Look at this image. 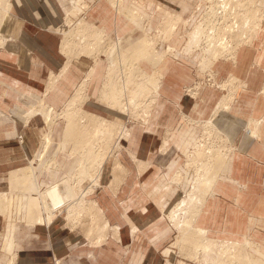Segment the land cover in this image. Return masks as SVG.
Instances as JSON below:
<instances>
[{
  "label": "crops",
  "instance_id": "0c3cea01",
  "mask_svg": "<svg viewBox=\"0 0 264 264\" xmlns=\"http://www.w3.org/2000/svg\"><path fill=\"white\" fill-rule=\"evenodd\" d=\"M79 1L12 0L10 3L6 0V7L1 3L0 39L4 42L0 46V120L12 118L18 124L25 112L43 102L61 110L76 93L84 76L82 65L78 60H71L63 72L68 63L64 62V54L74 57L62 50L65 32H62L61 40L56 31H64L67 23L62 28L58 27L64 12L74 2L77 10ZM258 3L264 9V0ZM8 6L9 12L4 15ZM192 9L191 18L200 14L196 5ZM168 17L162 25L165 33L170 31V23L182 21L170 14ZM144 36L153 39L146 33ZM141 37L130 35L124 39L138 40ZM199 56L200 69H207L211 62H207L202 53ZM174 59L170 66L176 73L167 77L166 86H162L156 102H153L150 124L140 126V129L131 128V137L125 143L126 154H119L121 163L117 161L113 166L116 170H124V173L120 179L114 176L109 188L98 189L91 195L93 205L101 211L110 227L104 240L85 245L78 241L77 244L72 229L69 231L56 221L50 226L14 221L10 230L16 232L15 237L6 244L1 241L4 248L11 250L13 257L8 263L0 260V264H53L54 258L63 257L68 252L71 255L65 264H160L158 252L171 231L165 227L162 214L172 210L193 182L192 175L187 173L181 188L168 186L175 171L182 169L184 158L199 130L184 124L180 114L191 117L205 114L202 110L196 112L200 103L195 102V109L193 100L180 90L181 83L183 87L193 82L194 69L185 67L187 71L179 73L180 57ZM53 76L57 80L48 92L47 82ZM229 79L236 83V90L229 104L218 109L213 116L215 127L231 147L228 164L216 180L195 226L212 239L248 240L250 246H257L253 250L260 260H264V22L255 32L252 42L237 50ZM85 96L87 98L86 93ZM89 100L92 97H88L84 104L91 107L90 112L107 116L109 120L122 118L110 110L105 114L99 109V104H92ZM2 123L0 134L5 132ZM55 129L53 125L46 133L49 138L51 133L59 138V147L50 151V148L47 150L50 144L43 146L41 140L33 138L37 133L33 127L10 126L11 140L16 138L15 133L22 131L24 142L19 146L12 145L8 159H0V167L11 166V194L0 191L9 204L4 212H0V217L27 212L29 185L33 184L36 189L51 187L76 171L78 162H71L61 154L65 144L72 142L66 141L60 132L55 134ZM165 133H171L167 145L169 152L160 155L158 150ZM117 178L119 180L116 181ZM114 182L117 184L112 185ZM132 229L137 230L136 234Z\"/></svg>",
  "mask_w": 264,
  "mask_h": 264
},
{
  "label": "rangeland",
  "instance_id": "374dc122",
  "mask_svg": "<svg viewBox=\"0 0 264 264\" xmlns=\"http://www.w3.org/2000/svg\"><path fill=\"white\" fill-rule=\"evenodd\" d=\"M8 1H10V3L12 2V0H8ZM75 2L70 9L64 12L63 20L61 24L58 26L59 28H62V26L65 24L67 11H71V9L76 6L77 3L75 4ZM80 2L86 3L88 7L89 6L90 7L89 8L87 7L82 12V14H79L78 17H75V18H79V20L84 19L85 24H95L97 27L101 29H105L107 37L110 38L111 41H114V42L123 40L124 38L130 35L133 37H138L140 35L144 36L145 33L149 35L151 38L156 39L161 36V35L158 36L159 34H163L162 25L169 18L168 14H170L171 16L180 17L182 20L178 23L172 35L170 36L166 35L164 37L166 39L164 40L156 39V47H157L156 50L159 51L161 54H163L161 62H159V64L157 65L160 71V75H162L160 77L161 86L158 89V94L161 93V88L162 86L165 85V80L167 79V77L172 76V74L176 73L175 69H171L172 67L170 65L174 63L173 61L175 60L174 58H177L179 56L180 57L179 73H185L187 71V68L185 69V67H188V68L191 67L192 69H194L193 82L191 84L184 85L183 87L181 83L180 90L183 91V94L185 96H188L190 99L193 100L194 102L193 105L195 106V109H197L196 108L197 105L195 102L200 103V106L196 110V112H198V110L200 111L202 110V111H205L204 112L205 114H203V116L201 117H191L188 114H180L184 124H189V125L198 127L199 130L197 132V137L195 141L193 142V144L191 145L187 153V156H185L184 158L182 169L175 171V173L172 175V177L168 181V186L181 188V186L184 183L185 176L187 173H190L192 175V180L194 181V179L196 178L197 170L201 168L202 165L205 168L208 167L209 160L207 157L201 161L202 164L201 162H199L198 165L196 164L195 154L197 153V150H199V148H197V145L199 144V142L200 144H203L205 146H208V145L213 146L215 150H219L220 152L229 155L231 147L228 145V143L226 142V139L221 134V132H219L217 128L215 127L213 116H214L215 110L218 109V106H219L218 104H220L221 100H223L224 97L227 98L229 95H231V98H232V95L234 94L236 90V83L232 82L229 79V74L231 73V68L233 64H231L230 61L213 60V63H211L207 69L201 70L200 69L201 59L199 56L198 49L191 53H187L183 49L184 44L187 40L188 34L192 32V27L200 16V14L197 13L195 16L191 18L190 14L193 10L192 8L194 7V5H196L198 11H200V8H202L203 5L204 6L207 5L208 4L207 2H209V0H121L122 2L121 12H119L118 8L114 7L108 0H80ZM139 14L142 15V19H140L141 16ZM75 18L72 17V20H75ZM75 23L73 25H75ZM56 32L58 35H60V38L62 40V37L64 36L62 35V32L64 31H61L60 29V31H56ZM68 39L70 40L71 43L76 42L69 37ZM106 41L107 40H104V42ZM76 43L80 44L79 42H76ZM121 44L124 45L125 42L121 41ZM165 49H167L166 52L164 51ZM171 49H173L172 51H174V49H177L178 52L175 56L172 54ZM78 50L79 49H77V51ZM92 50H93V53L91 55L83 54L79 52L72 53L74 56H76L72 59V61L78 60V63L82 65L84 76L81 82L87 76L89 69L94 66L95 68L94 74L89 80V84L87 86L85 93L87 97H92V100H90L92 104H99L100 105V106L98 105L99 109L104 110L105 114H107L106 111L109 110L110 108H107L103 104V102H100L98 97L100 96L101 88L103 87V83L106 78L107 70L110 67L111 61L108 59V57L103 52L94 51L98 49H92ZM64 56L65 58L64 57L63 58L65 62L68 60L67 59L68 57L65 54ZM140 65L143 70L147 71L146 76L153 75L152 74L153 69L152 67L148 66V63L142 62ZM177 66H178V62L176 63V67ZM127 71L129 72V70ZM49 82H50V79L48 80L47 83ZM81 82H79L77 88L79 87ZM121 82H122V79L121 80L119 79L118 83H121ZM133 88L137 90L139 87L133 86ZM167 89H170V87L168 86ZM130 90L128 91V94H127L128 96H129ZM75 91H73V94L75 93ZM134 92L135 91H133L132 93L134 94ZM93 93L94 95H92ZM141 97H138L137 100H140ZM131 98H134V97H131ZM152 99L153 97L150 98L147 102L146 101L144 102L146 103L145 105L147 108H149V102ZM69 101L67 102V104L69 103ZM45 104L48 105L47 103ZM89 107L90 106H88L87 104H84L81 108L82 110L84 109L87 112H90L91 107L90 108ZM64 108L61 110H55V111L60 113L64 110ZM142 109L143 108H140L139 106L137 108L136 115H139L140 113H142L141 112ZM153 109L154 107L150 110L148 114V118L147 117L145 118V117H139L141 115L137 117H132L131 113L124 114L122 110L113 108V112L116 115L117 114L121 115L120 117H122V118L116 117L115 119L110 120V121H113V123L115 122V124H118L120 126L118 129V133L116 134L118 145L115 147L113 143H108L105 140L98 141L97 143L94 144L93 146L94 152L96 153L97 156H99L101 161H103L105 157H109L107 160L104 161L105 164L101 163L100 169H102L103 171L101 172L102 175L100 174V177L98 179L99 185L95 188L94 191H97L98 189L101 190L103 188H109L108 185L111 184L110 180H113L114 176H118V178L120 179V176H122V174L124 173V170L123 171L116 170L115 167L113 166L116 164L115 162L121 161L120 160L121 157H119V154H123V153L126 154L125 143L128 142V140L131 137V131H130L131 128L138 127V129H140L139 128L140 126L141 127L148 126L151 122ZM110 110L112 112V109ZM28 112L30 113L31 110H28L27 112L23 114V118L18 124L12 118H4L3 120H0V122H3L1 125L4 126V130H5V132L0 134V159L2 157L4 159L6 158L8 159L9 156L11 155L9 151L13 148L12 145L17 144V146H19V144H22L24 142V135L22 134V131H18L17 133H15L16 138H14L13 141L11 140L12 136L9 134V128L12 125H14V127L15 126L19 127V124H20V127L22 126V129L24 126L33 127L35 132H37L33 135V138H36L38 141L41 140V142H43V146L44 144H50L47 150L50 148V151H51V148L59 147V138H57L56 135L52 133L50 135L51 142L49 141L50 143H48V140L46 139L47 138L46 133L50 132L48 130L49 126L45 122V119L43 118L42 114L35 113L33 115L27 116L29 114ZM63 115L58 118L55 117L52 124L56 126L55 134L56 132H60V135L63 134V137H64V132L66 130L68 119L64 117ZM105 117L108 118L107 116ZM210 118H211V122L214 127H213V130L210 131L208 135L207 134L208 132H206L207 130L206 122ZM125 135H127V137ZM170 137H171V133L164 134L162 142H161V147L158 150L160 155L168 154L169 148L167 145H168ZM62 140L60 141V144ZM69 142H72V141H69ZM72 143H66L64 146V149L61 150V154L66 156L68 159L70 158L69 160L71 162L77 161L79 165L82 157L78 153H76V151H74V147ZM115 148H116V151H115ZM10 171H11V166L9 165L0 167V191L8 192L9 194H11V191L9 190V172ZM97 171H99V168H97L95 173ZM95 173H94V176L98 174V172L96 174ZM74 174H75V171L65 178L66 179L70 178L74 176ZM118 178L115 180L116 181L119 180ZM63 181L64 179L58 182V184L56 185H53L51 187L42 188V189L44 190V189L55 187L59 185L60 183H62ZM91 184L92 182L90 181V178H86L80 185H77L75 181H71V186L74 187L73 192L74 193L78 192V194H79L80 189L88 188L91 186ZM116 184L117 182L112 183V185H116ZM191 185L192 183L190 184V186ZM188 191H190V187ZM188 191L182 196V199L185 198V195L188 193ZM32 195L34 196V194ZM91 195L92 194L87 195L85 198L80 197L75 201H73L72 199L71 201L73 202L71 204H69V200L66 196H64L65 197L64 199H57V200L49 201L50 205H49L48 212L46 213V215H48V213L52 214L54 217L53 222L56 221L58 224L59 223L62 224L63 228H67V230L69 231L70 229H72L73 231L71 230V232L72 234L76 236L75 241H77V244L79 243L78 241H80L79 244H82V245L89 244L88 242H91V243L97 242L98 236L96 232L91 230V233L89 234V232H87V229H90V228L92 229L95 226H98L99 224L97 222L100 223V226L103 225L102 221L99 220V218L94 214L95 206L93 205L94 200H91L92 199ZM27 215H28L27 212H25L23 215L17 214L16 212L13 216L9 215L8 217H5V218L0 217V260L2 262L8 263V261H10V259L13 256L11 255L12 254V252H10L11 250L10 249L8 250L7 247L4 248L1 241L3 242L5 241V244H6V241H10L11 239H13L16 235V232L10 230L11 223L14 221H18L20 223H23V222L29 223ZM91 217H93L96 220V222L95 221L93 222ZM162 218H163V221L166 222L165 227L170 228L171 231L169 230L170 233L168 235V238L164 241L166 244L164 243V246L158 252V259H159L160 264H180V262H183L184 264H230L229 262L232 259L225 260L221 254V250H216L214 247L211 249L209 253L207 252L206 255H203L202 253L199 252L197 253V255L194 256L193 247H191L189 243L187 244V242H185L184 244L182 243L179 246L175 245L174 243H176L177 240L181 236L180 232L175 227L174 223L171 222V219L169 218V211L163 212ZM135 232H137V230ZM87 233L89 234V236ZM133 234H136V233H133ZM208 239L217 240V241H227V240H220V239H212L210 237H208ZM235 242H238V241H235ZM244 242L245 240L242 241L241 243L244 244ZM203 243L208 245V243H206L205 240ZM254 247L250 246V248H248L250 253L255 255L258 259H261L259 258L257 254H255L253 250V249H256L257 246H254ZM17 248L18 247H15V250H17ZM70 255L71 253L68 252V254H66L63 257L54 258L53 264H57V263L65 264L64 262L66 258H68ZM17 259H18V255L15 257V260ZM90 260L94 261L95 258H91ZM221 261L222 263H220Z\"/></svg>",
  "mask_w": 264,
  "mask_h": 264
},
{
  "label": "bare ground",
  "instance_id": "6f19581e",
  "mask_svg": "<svg viewBox=\"0 0 264 264\" xmlns=\"http://www.w3.org/2000/svg\"><path fill=\"white\" fill-rule=\"evenodd\" d=\"M108 1L114 7H117L119 12L121 11V0ZM210 1L211 3L215 4L219 3V0ZM255 2L256 0H224L222 4L224 5L225 11L233 13L236 18L238 13L237 8L239 9V15L243 13L242 18L236 22L235 28L233 26L231 30L224 31V34L227 35L230 40L217 45L218 38L213 36L209 39L207 48H202L200 44L201 38L205 35L208 24L201 21L198 22L197 25L192 29V32L188 34L183 48L184 51L191 53L194 52L195 49L197 50L200 48L203 56L206 58V61L213 63V59H216L225 53V50L228 48L229 41L233 43L231 50H234L235 46L237 47L241 42L240 38L243 39L244 34H246L248 30H256L258 28V9H254L252 6ZM1 3L4 7H6V0H0V10ZM87 7L88 5L86 3L79 1L77 10H75V7H73L71 11H68L65 22L68 25L64 29L66 38L62 42V50L67 51V53L73 57L76 56H74L72 53L77 52L91 55L93 53L92 49H98L94 51L103 52L111 61V64L107 70L104 86L101 88L100 96L98 97L99 101L103 102L107 108L112 109V112L113 108H117L122 110L124 114L131 113L132 117H137L139 115H141L139 117H144L146 115L148 118L151 106L158 98V89L161 85L160 77L162 76L160 75L157 65L159 62H161L163 54L156 50V39L164 40L166 39L164 38L166 35H172L178 23H170L168 25L170 31L168 33L163 32V34H159L158 36H161L156 39L153 38L152 40H149L148 37H146V39L143 36L138 40L135 38H127V40L123 39L119 40L118 42H114L107 37L105 30H100L92 24H85L83 18V20H79V23L73 25L74 22L72 17H78V15L82 14V12ZM8 12L9 6L5 8L4 15H6ZM1 18H4L3 14H1ZM247 22L248 24L250 23L248 26H246ZM68 37L76 42H79L80 44L76 42L71 43ZM252 37L254 38V36ZM1 39L0 46L3 45L4 42V40ZM104 40L107 41L104 42ZM121 41H124L125 44L122 45ZM77 49L79 50L77 51ZM172 50L173 49H171V51ZM166 51L167 49L165 52ZM67 59L68 63H66L65 67L62 69L63 72L69 67L70 61L73 58L68 57ZM142 62H146L148 63V66L152 67L153 75L146 76L147 71L143 70L140 65ZM94 70V66L89 69L87 76L81 82L76 93L73 95L62 112L59 113L55 111L54 108L46 105L44 102L32 109L30 113L28 112L29 114L27 116L33 115L35 113H41L45 119V122L50 128L53 125L52 123L55 117H61L64 113L63 116L68 119L64 139L66 141H72L74 151H76V153L82 157L74 176L67 178L59 185L44 190L42 188L36 189L33 187V184L29 185L28 190H30V199L27 206V218L29 223L47 226L52 224L54 220L53 215L49 213L46 215L50 205L49 201L64 199V196H66L69 200V204H71L80 197L85 198L87 195L92 194L95 188L99 185L98 179L102 172L100 169L101 163L105 164L104 161L109 158L105 157L103 161H101L99 156H97L94 152L93 146L95 143L101 140H105L108 143H113L114 145L117 143L116 134L118 133V129L120 127L118 124L106 119V117L101 114L87 112L81 108L88 100V97L86 98L85 96V91L89 84V80L94 74ZM127 70H129V72ZM119 79H122L121 83H118ZM56 80V77L51 79L47 91L50 90V88L52 89ZM133 86H138L139 88L135 90ZM129 90L130 93L128 96L127 94ZM133 91H135L134 94L132 93ZM138 97H141L140 100H137ZM152 97L153 99L149 102V108H147L145 105L146 103L144 102H147ZM230 100L231 95H229L227 98L224 97L220 104H218V109L226 107ZM139 106L140 108H143L141 111L142 113L136 115L137 108ZM217 110H215V114ZM206 127V132H208L207 134L209 135L210 131H212L214 127L211 120L206 123ZM125 136L127 137V135ZM47 140L48 143H50L49 136H47ZM197 148H199V150H197V153L195 154L196 164L198 165L199 162L207 157L209 160V165L206 168L202 165V167L197 170L196 178L190 186V191H188V193L185 195V198L180 200L169 212V218L171 219V222L174 223L181 235L174 244L179 246L185 242H187V244L189 243L191 247H193L194 256L199 252L203 255H206V253H209L214 247L216 250H221V254L225 260L232 259L229 262L230 264H264V261L258 259L255 255L250 253L248 249L251 245L250 241L246 240L243 244L241 242L233 241L210 240L208 239V236L204 230L195 226V222L197 221L198 216L203 209L207 197L212 194V190L217 178L225 172L229 158L228 154L222 153L219 150H215L214 147L210 145L205 146L199 142ZM97 168H99V171H97L98 174L94 176ZM86 178H90V181L92 182L91 186L80 189L79 194L78 192L74 193V187L71 186V181H75L77 185H80ZM26 180L28 181V178ZM25 184H27V182H25ZM32 194H34V196ZM72 199L73 201H71ZM8 204L9 202L8 199L6 200V196L2 197L0 194V212H4L6 207H8ZM94 206V214L99 218V220L102 221L103 225L100 226V223L97 222L99 225L92 229H87V232L90 234L91 230L95 231L98 236V241L95 243H99L107 236V231H109L110 227L108 222L104 220L101 211L96 205ZM91 219L93 222H96L93 217H91ZM114 230L117 231V227H115ZM132 230L133 233L136 231V229ZM204 240L206 243H208V245L203 243ZM220 263H222V261ZM180 264L184 263L180 262Z\"/></svg>",
  "mask_w": 264,
  "mask_h": 264
},
{
  "label": "built area",
  "instance_id": "2783aa9c",
  "mask_svg": "<svg viewBox=\"0 0 264 264\" xmlns=\"http://www.w3.org/2000/svg\"><path fill=\"white\" fill-rule=\"evenodd\" d=\"M223 1L224 0H219V3L215 4V3H211V1L209 0V2H207L208 3L207 5L205 6L203 5L202 8H200V16L197 19V21L194 23L192 29L197 25L198 22H201V21L208 24L206 33L201 38L200 44L202 48L204 47L207 48V45L209 44V39L213 36H216L218 38L217 45H220L221 43H224L230 40L227 37V35L224 34V31L231 30L233 26L235 28L236 22H238V20L242 18L243 16V13L239 15L238 8H237V11H238L237 18L235 17L233 13H229L225 11L224 5L222 4ZM252 6L254 9H258V12H257V16H258L257 17V21H258L257 27L258 28L256 30H248V32L244 34L243 39L240 38L241 42L239 43L237 47L235 46L234 50H231V46L233 43L229 41L228 48L225 50V53H223L221 56L213 60L230 61V63L233 64L235 61L236 52L238 48H240L243 45H248L252 42V39H253L252 36H254L255 32L259 28L262 27L263 22H264V9L261 8V6L258 3V0H256V2ZM77 21L79 23L78 18H75V20H73L74 23L75 22L77 23ZM249 24L247 22L246 26H248ZM198 51L200 54L202 53L200 48H198ZM177 52L178 51L174 49V51H172V54L175 56ZM144 117H146V115ZM117 145H118V142L114 146L116 147ZM115 151H116V148H115Z\"/></svg>",
  "mask_w": 264,
  "mask_h": 264
}]
</instances>
